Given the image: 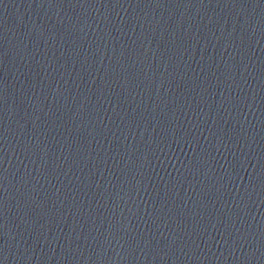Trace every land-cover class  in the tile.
Returning <instances> with one entry per match:
<instances>
[{"label":"water","instance_id":"1","mask_svg":"<svg viewBox=\"0 0 264 264\" xmlns=\"http://www.w3.org/2000/svg\"><path fill=\"white\" fill-rule=\"evenodd\" d=\"M134 264H264V0H19Z\"/></svg>","mask_w":264,"mask_h":264}]
</instances>
